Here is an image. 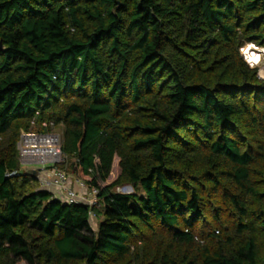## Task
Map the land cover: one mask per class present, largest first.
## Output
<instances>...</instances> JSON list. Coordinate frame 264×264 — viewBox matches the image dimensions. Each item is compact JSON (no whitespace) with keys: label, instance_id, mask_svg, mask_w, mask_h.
<instances>
[{"label":"trees","instance_id":"16d2710c","mask_svg":"<svg viewBox=\"0 0 264 264\" xmlns=\"http://www.w3.org/2000/svg\"><path fill=\"white\" fill-rule=\"evenodd\" d=\"M0 43V264H264V0H0ZM56 128L101 210L22 170Z\"/></svg>","mask_w":264,"mask_h":264},{"label":"built area","instance_id":"2783aa9c","mask_svg":"<svg viewBox=\"0 0 264 264\" xmlns=\"http://www.w3.org/2000/svg\"><path fill=\"white\" fill-rule=\"evenodd\" d=\"M61 136L55 133H22L18 144L19 160L23 168L37 170V179L43 189L53 192L54 197L66 204H85L92 208L98 203V190L91 193L96 201L90 203L70 186V175L62 169L65 158L62 154ZM27 172V171H26ZM80 181V180H79ZM82 188L85 184L80 182ZM85 201V202H84Z\"/></svg>","mask_w":264,"mask_h":264},{"label":"rangeland","instance_id":"374dc122","mask_svg":"<svg viewBox=\"0 0 264 264\" xmlns=\"http://www.w3.org/2000/svg\"><path fill=\"white\" fill-rule=\"evenodd\" d=\"M248 47H250V49H248ZM249 50L252 51L251 52L252 54H250ZM241 54L250 67L258 68L259 77L262 80H264V74H263L264 73V48L258 47L254 44H246L241 49ZM256 59L258 60V62L255 61ZM254 62H256V65L255 64L253 65ZM53 133L61 135V129L56 128V129H54ZM118 162H119L118 159H116L115 163L113 165V170H112V174H111L110 178L108 179V181L106 183H103L102 186L109 185L116 180V178L119 174ZM70 164H71V160H68V159L67 160L65 159V162L62 164L63 170H65L68 175H70V173H71L70 172ZM33 168L34 169H40L41 167L40 166H33ZM22 170L24 172H26L29 170V168H23ZM70 178H71L70 180H72V181L77 180L76 184L78 186H81L80 182L84 183L83 181H79V179L73 175H70ZM85 186H86L85 187L86 190H84L83 193H81L80 195H83L82 196L83 198H87L88 202L90 201V203L95 202L96 201L95 196L93 195V193L90 192V190H92V189H90L87 185H85ZM116 191L119 193H122V194H135L134 188L130 185L121 186V187L117 188ZM96 207L99 210L102 209V208H100L99 201H98ZM102 219H103V216H101V215L100 216H96V214L91 215L90 222H91V226H92L94 231L98 230L100 221ZM18 264H27V263L25 261H21V262H18Z\"/></svg>","mask_w":264,"mask_h":264},{"label":"crops","instance_id":"0c3cea01","mask_svg":"<svg viewBox=\"0 0 264 264\" xmlns=\"http://www.w3.org/2000/svg\"><path fill=\"white\" fill-rule=\"evenodd\" d=\"M248 49H250V47H248ZM249 52H250V54H252V53H251V52H252L251 50H249ZM255 61L258 62L257 59H256ZM256 62H254L253 65H254V64L256 65ZM76 183H77V180H73V181L70 180V183H69V184H70L71 187L73 186L72 188H73L76 192H78L79 194L83 193V191L86 190V188H82L81 186H78Z\"/></svg>","mask_w":264,"mask_h":264},{"label":"water","instance_id":"95a60500","mask_svg":"<svg viewBox=\"0 0 264 264\" xmlns=\"http://www.w3.org/2000/svg\"><path fill=\"white\" fill-rule=\"evenodd\" d=\"M2 49V44L0 43V50ZM29 174L30 175H33V176H36L37 175V171H35V170H30L29 171Z\"/></svg>","mask_w":264,"mask_h":264},{"label":"clouds","instance_id":"9594fccd","mask_svg":"<svg viewBox=\"0 0 264 264\" xmlns=\"http://www.w3.org/2000/svg\"><path fill=\"white\" fill-rule=\"evenodd\" d=\"M30 170H35V169H34V168H33V169H29V170L27 171L28 174H29V171H30ZM35 171H37V170H35Z\"/></svg>","mask_w":264,"mask_h":264},{"label":"bare ground","instance_id":"6f19581e","mask_svg":"<svg viewBox=\"0 0 264 264\" xmlns=\"http://www.w3.org/2000/svg\"><path fill=\"white\" fill-rule=\"evenodd\" d=\"M262 73H263V72H262ZM262 73H261V74H262ZM263 74H264V73H263Z\"/></svg>","mask_w":264,"mask_h":264}]
</instances>
